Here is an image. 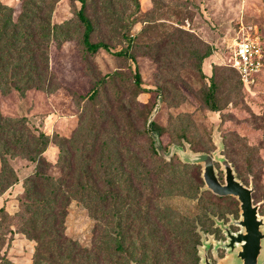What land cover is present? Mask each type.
<instances>
[{"label": "trees", "instance_id": "obj_1", "mask_svg": "<svg viewBox=\"0 0 264 264\" xmlns=\"http://www.w3.org/2000/svg\"><path fill=\"white\" fill-rule=\"evenodd\" d=\"M79 1L86 50L95 53L100 47L107 48L105 43L91 41L93 24L85 14L86 0ZM54 7L55 0H24L21 12L13 18L12 9L0 1V93L50 83L47 74L51 75L48 57ZM106 15L114 21L112 12ZM156 28L148 24L141 31L152 39L143 46L156 61L163 54L162 47L171 44L172 50L194 57L195 69L202 73L200 63L212 53L209 44L180 28L153 34ZM175 56L164 65L169 66ZM228 67L212 66L210 85L200 90L202 103L211 111L220 110L222 102L229 101L243 85L238 73ZM134 81L138 90L128 99H123L117 74L81 97L85 102L78 127L71 136L57 139L61 166L57 177L43 170L49 163L44 156L49 136L33 130L23 117L7 119L0 111V156L12 151L36 162V170L25 181L27 201L21 207L26 218L20 225L36 242L31 264H199L198 228L214 231L212 207L201 201L224 197L200 190L203 180L197 165L184 164L176 156L170 161L161 157L156 144L165 127L151 117V109L138 106L136 97L144 91L138 72ZM225 85L229 88L223 95ZM157 91L163 100L162 90ZM132 115L142 122L140 127ZM177 117L180 132H175L174 139L180 142L185 138L192 149L206 150L190 137V119ZM141 138L144 144L139 142ZM145 162L151 166L146 167ZM7 176L15 182L12 171ZM73 199L94 214L107 213L110 229L91 247L80 245L66 233L65 219Z\"/></svg>", "mask_w": 264, "mask_h": 264}, {"label": "rangeland", "instance_id": "obj_2", "mask_svg": "<svg viewBox=\"0 0 264 264\" xmlns=\"http://www.w3.org/2000/svg\"><path fill=\"white\" fill-rule=\"evenodd\" d=\"M0 1L9 6L13 18H17L24 0ZM80 7L79 0H55L48 57L50 83L41 88L0 93V111L5 118L23 117L33 130L49 136L44 151L49 163L44 166V172L54 177L61 173L57 139L71 136L78 127L85 102L81 97L117 74L123 99L131 98L138 90L134 81V74L138 72L144 91L137 95V104L151 109V117L165 127L156 144L161 157L165 159L163 153L172 143L202 151L192 149L185 138L178 142L173 137L175 132H180L177 116L186 115L191 122L190 137L206 146L205 152L221 146L220 153L230 157L237 177L252 186L253 202L259 204V215L264 219V66L253 83L242 85L235 96L222 102L218 111L209 110L199 95L202 88L210 85L212 66L229 68V48L238 36L255 31L264 34V0H86L85 14L93 24L91 41L107 45L95 53H89L83 43L84 24L78 17ZM110 12L114 14L113 22L106 15ZM148 24L157 26L153 34L167 33L176 27L209 44L212 53L201 61L202 73L195 69L194 57L187 58V53L172 50L171 44L162 47L163 54L156 61L143 46V42L152 40L141 34ZM146 34L153 36L150 32ZM126 51L122 55L117 53ZM172 55L176 58L165 66V60ZM156 88L162 90L163 100ZM228 88V85L223 87V95ZM153 102L155 106L151 105ZM131 117L136 127L139 124L140 127L142 122ZM139 142L144 144V138ZM135 153L140 155L137 150ZM145 163L146 167L151 166ZM192 165L200 168L201 175V165ZM216 168L223 181L221 165L216 163ZM35 170L36 162L23 154L9 151L4 157L0 156V209L4 208L0 211V264L32 262L36 242L22 232L20 225L26 218L21 207L22 202L27 201L25 181ZM11 171L15 182L7 176ZM201 204L212 207L214 231L205 232L206 239L210 235L213 242L224 240L214 218L225 224L231 216L238 218V200L232 196L220 200L204 198ZM65 227L66 233L84 247H91L110 229L106 212L94 214L76 199L68 206ZM230 227L238 229L232 224ZM210 258L213 264L224 262L225 250L218 248L216 256L210 251Z\"/></svg>", "mask_w": 264, "mask_h": 264}, {"label": "water", "instance_id": "obj_3", "mask_svg": "<svg viewBox=\"0 0 264 264\" xmlns=\"http://www.w3.org/2000/svg\"><path fill=\"white\" fill-rule=\"evenodd\" d=\"M219 146L212 152L192 151L181 144L172 143L163 153V157L170 161L177 155L185 164H200L203 186L201 191H210L216 196H232L239 202L238 218L230 217L228 223L214 218L215 225L220 227L225 237L221 241H212V236L206 239L204 231L200 233L199 264H213L209 251L216 256L217 249L225 250L226 259L220 264H264V219L259 215V204L253 202V188L245 185L236 175L229 159L221 154ZM216 163L221 165L223 181L218 176ZM238 227L233 231L230 225Z\"/></svg>", "mask_w": 264, "mask_h": 264}, {"label": "built area", "instance_id": "obj_4", "mask_svg": "<svg viewBox=\"0 0 264 264\" xmlns=\"http://www.w3.org/2000/svg\"><path fill=\"white\" fill-rule=\"evenodd\" d=\"M227 65L238 73L244 86L253 83L264 66V34L255 31L238 36L229 48Z\"/></svg>", "mask_w": 264, "mask_h": 264}, {"label": "flooded vegetation", "instance_id": "obj_5", "mask_svg": "<svg viewBox=\"0 0 264 264\" xmlns=\"http://www.w3.org/2000/svg\"><path fill=\"white\" fill-rule=\"evenodd\" d=\"M232 230H233V231H236L237 229L232 228ZM209 256H210V251H209Z\"/></svg>", "mask_w": 264, "mask_h": 264}, {"label": "crops", "instance_id": "obj_6", "mask_svg": "<svg viewBox=\"0 0 264 264\" xmlns=\"http://www.w3.org/2000/svg\"><path fill=\"white\" fill-rule=\"evenodd\" d=\"M210 71V70H209Z\"/></svg>", "mask_w": 264, "mask_h": 264}]
</instances>
